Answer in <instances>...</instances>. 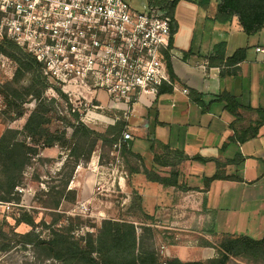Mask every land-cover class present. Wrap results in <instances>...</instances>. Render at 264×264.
<instances>
[{
  "label": "crops",
  "instance_id": "obj_1",
  "mask_svg": "<svg viewBox=\"0 0 264 264\" xmlns=\"http://www.w3.org/2000/svg\"><path fill=\"white\" fill-rule=\"evenodd\" d=\"M217 2L213 0L200 22L196 24L192 19L196 25L185 42L179 38L177 30L171 37L169 56L173 82L180 90L186 89L188 95L173 91L159 95L153 102L145 101L135 107L127 122V129L136 135L132 151L142 155L147 169L163 177L171 173L170 167L155 165L153 144L157 155L162 154L161 145L184 153L188 160L176 168L179 172L177 187L164 188L148 182L141 174L129 177L127 173L125 177L115 176L113 184L121 193L132 191L140 197L138 200L143 207L152 208L151 216L158 223L200 227L210 223L215 229L213 233L219 235L261 239L264 236V126L258 136L245 143H232L229 139L258 121L252 109H264V56L255 53V47H264V29L248 37L237 18L217 21ZM178 6L173 30L180 18ZM238 50H245L243 60L227 65L226 61ZM226 93L235 97L242 107L239 111L242 120L234 126V117L225 110V104L218 101ZM106 112L114 111L99 112L101 117L97 115V118L102 124L114 125L117 116L114 119L102 116L101 113ZM238 154L243 161L228 167L227 171L238 174L244 182L215 181L205 191L204 179L215 174V162L233 159ZM92 174L90 184L99 179L100 172L97 174L93 169ZM75 184H79V180L73 181L72 186H76L80 199L88 186L78 189ZM168 249L181 261L187 257L179 248L175 247V252ZM195 256L202 257L198 261H206L215 258L216 252L202 247ZM188 261L192 260L184 262Z\"/></svg>",
  "mask_w": 264,
  "mask_h": 264
},
{
  "label": "trees",
  "instance_id": "obj_2",
  "mask_svg": "<svg viewBox=\"0 0 264 264\" xmlns=\"http://www.w3.org/2000/svg\"><path fill=\"white\" fill-rule=\"evenodd\" d=\"M182 1L193 2L205 9L213 2V0H148L147 6L165 13L174 22L175 11ZM233 18H237L246 36L257 35L264 29V0H218L216 20L226 22ZM174 32L172 26V34ZM0 55L7 56L16 64V72L12 80L0 86L4 113L9 116V121L27 116L21 130L9 128L0 137V201L18 204L19 198L16 197L15 190L22 184L27 168L34 161L41 160L42 150L60 146L68 152L67 159L71 163L70 172L64 178L62 185L51 187L42 195L45 208L54 211L55 217L50 225L44 224V228L49 230L48 239L40 238L39 233L32 229L31 232L9 238V243L15 242V245L29 247L43 260L57 264H229L233 260L247 264L264 263V236L261 239H253L243 235H227L217 244L204 240L202 246L215 250L216 257L206 261L188 262L177 258L161 259L148 243L149 240L154 239L155 231L153 226L147 223H143L138 228L134 223L124 219L104 220L100 226L92 227L94 231L76 237L73 232L75 228H79L80 219L68 218L65 222L60 221L63 216L56 211L63 201L75 203L77 192L68 187L76 169L81 164L91 161L99 145L103 153L104 150L111 151L122 137L127 123L123 119V114L117 113L114 125L107 126L102 132L91 129L81 121L80 113L73 111L68 97L48 83L42 65L34 57L8 39L0 41ZM165 56L168 74L174 81L170 56L168 53ZM244 56L245 50H238L226 61V64H237ZM49 89L54 91L56 97L47 96ZM171 92H173L172 88L167 85H163L160 89V95ZM218 101L224 103L225 110L234 117L233 126L242 120L239 112L242 107L235 97L226 93L221 95ZM31 102H34L35 106L28 112L26 105ZM253 111L258 115V121L247 130L231 137L230 142L242 144L259 135V129L264 126V109H252ZM64 113L66 116H63ZM53 120H58L61 127H53ZM132 145L133 140L123 144L120 149V155L125 160V172L129 177L141 174L148 182L159 184L164 188L177 187L179 172L176 168L188 160L183 152L171 150L168 145H161L162 154L157 155L155 145L151 146L155 165L171 168L169 176L163 177L146 168L144 158L132 151ZM103 153L100 161L104 158ZM242 161L240 154L233 159L216 161L215 174L204 179L205 191L215 181L244 182L238 174H229L227 171L228 167L237 166ZM53 198L55 200L50 202ZM138 206L147 220H154V217L142 210L141 205ZM32 220L25 213L18 222L32 226ZM54 226L59 228L55 229ZM0 239L7 241L8 236L0 233Z\"/></svg>",
  "mask_w": 264,
  "mask_h": 264
},
{
  "label": "built area",
  "instance_id": "obj_3",
  "mask_svg": "<svg viewBox=\"0 0 264 264\" xmlns=\"http://www.w3.org/2000/svg\"><path fill=\"white\" fill-rule=\"evenodd\" d=\"M172 26L165 13L148 7L139 12L124 0H0V41L34 57L88 126L101 122L97 115L104 111L123 113L127 123L163 85L188 95L167 71ZM255 53L264 56V47ZM132 140L126 127L113 153Z\"/></svg>",
  "mask_w": 264,
  "mask_h": 264
},
{
  "label": "rangeland",
  "instance_id": "obj_4",
  "mask_svg": "<svg viewBox=\"0 0 264 264\" xmlns=\"http://www.w3.org/2000/svg\"><path fill=\"white\" fill-rule=\"evenodd\" d=\"M124 1L139 12L144 11L145 8L148 7V0ZM207 9L201 8L193 2H180L178 6L180 18L176 20L174 28V30H177L176 32L180 39L182 38L184 42L187 40V37L191 34L190 31L193 32V25L195 26L201 21V15L204 11L208 12ZM212 9L215 8L212 6ZM192 19H195L193 22L196 24H193ZM15 72L16 64L7 56L0 55V86L11 81ZM47 96L53 98L56 97V94L52 90L51 92H47ZM94 98L95 97L92 99ZM102 102L106 104L108 100L104 99ZM61 103L65 106L63 102ZM34 106V102H31L26 105V109L30 112V110L34 109ZM4 111L5 107L2 97L0 96V137L6 129L21 130L27 119V116H25L15 121H9V116H7ZM101 114L102 116L112 119L116 116L114 112ZM63 116H66V113H64ZM52 123L55 128L61 127V123L58 120H53ZM88 127L102 132L106 129L105 127H107V125L98 121L96 124H91ZM129 132L132 138H136V135L131 130H129ZM104 151L105 153L102 152V148L99 145L91 161L87 164H81L72 177V182L68 189L76 191V188H74L76 186H72L73 181L79 180V184H75L78 185V189L88 186L85 195L79 199L78 194H76L75 203L63 201L59 210L56 211L60 216H63L60 221L65 222L68 218L80 219L81 223L78 226L79 228H75L73 232L76 237L82 236L86 232L94 231L92 227L100 226L101 222L104 220L119 221L124 219L134 223L138 228L143 223H147V225H152L155 231L154 239L149 240L148 243L152 246V249L158 253L161 259H174L176 254L170 253L168 248H170L172 252H175L176 247L186 253L187 257L185 260L198 261L202 257L195 256V253L203 247L204 240L217 244L227 236L213 233L215 229L210 223L200 227L192 224H161L156 222V220H147L144 214L138 209V205H141L142 210L149 215H153L151 213L152 208L149 205L143 207L134 192L127 191L121 193L113 184L116 179L115 176L119 175L125 177L123 174V172H125L124 159L121 157L120 153L114 154L113 149L111 151ZM102 153L104 158L100 161ZM67 154L68 152L60 146L54 147L53 149L42 150L40 155L41 160L34 161L33 164L27 168L23 176L24 179L22 184L15 190L17 192L16 197L19 198L18 204L0 201V233L8 236L7 241L0 239V264H57L53 261L43 260L38 253L35 254L29 247L15 245V242L9 243V238L12 239L15 235H23L31 232L33 229L39 233L40 238L48 239L49 230L44 228V224L50 225L55 217L53 216L54 211L45 208L44 196L42 197V195L51 187L61 186L64 178L69 174L71 163L67 159ZM78 169L81 170L80 173L77 172ZM93 169H95L97 174L100 172V176L95 183L92 182V184H90L89 179L93 175ZM256 191L262 192L259 189ZM262 194L264 195V191ZM54 198H56V195H54ZM54 198L50 200V202L54 201ZM25 213L33 219L32 226L18 222ZM53 228L58 229L59 226H54ZM167 254H169V256ZM229 264L247 263L233 260Z\"/></svg>",
  "mask_w": 264,
  "mask_h": 264
}]
</instances>
